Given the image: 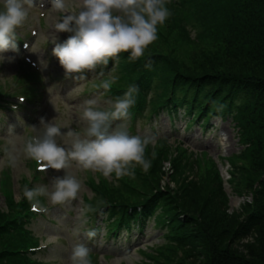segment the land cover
Here are the masks:
<instances>
[{"label":"trees","instance_id":"16d2710c","mask_svg":"<svg viewBox=\"0 0 264 264\" xmlns=\"http://www.w3.org/2000/svg\"><path fill=\"white\" fill-rule=\"evenodd\" d=\"M170 2L172 21L168 26L181 27V23H187L196 32V42L200 41L203 45L210 42L213 46L203 53V59L193 73L185 71L182 62L176 57L171 58L168 53L166 57H142V65L149 61L156 64V94L151 104L155 106L170 102L169 95L173 88L176 91L174 100L186 104L190 111L199 108L203 114L215 112L214 106L217 104L221 114L233 117L243 149L239 154L228 157L230 165L236 168L230 171V182L236 181L237 191L246 189L250 192L252 199L245 207L248 212L246 217H239L241 223L234 231L228 227L222 228V220L207 225L204 217L190 214L181 206L182 202L187 191L195 187L200 189L203 181L198 178L197 172L194 177L190 170L187 171V164L178 166L176 161H183V158L176 157L171 162L173 172L167 174V179L176 182V188L171 189L169 184L167 188L162 187L160 180L166 176L164 161L168 160L163 152L157 155L149 171L145 172L140 165L132 168L133 173L139 175L138 183L116 179L118 183H124L123 189L131 197L123 194L122 187L112 194V188L109 193L102 183H90L94 196L91 201L87 199L88 213L98 207H107V201H111L117 206L108 211L116 213L124 208L126 217H134L138 205L142 204L145 216L153 217L155 223L165 231L164 243L157 246L155 251H150L145 264H172V251L177 248L187 251L190 261L175 264H264V0ZM122 54V70L127 69V74L125 72L124 77H118V88L129 87L138 80L144 81L146 76L139 74V60L130 59L129 53ZM219 60L229 62V66L217 62ZM178 91L183 95L178 97ZM205 103L209 106L203 107ZM163 142L167 144L166 140ZM189 167L194 171L193 164ZM205 179L203 184H217L213 192L224 195L222 180L215 171L206 175ZM104 182L109 183L106 179ZM5 217L6 214L0 211V222ZM191 224H194L192 229ZM219 225L221 230L217 231ZM2 231L0 228V233ZM6 241L0 236V243ZM232 246L244 247L245 253H239ZM231 256L236 257V261H230ZM18 257L11 256L0 247V264L20 263ZM202 257H206L205 263H201L204 260Z\"/></svg>","mask_w":264,"mask_h":264},{"label":"rangeland","instance_id":"374dc122","mask_svg":"<svg viewBox=\"0 0 264 264\" xmlns=\"http://www.w3.org/2000/svg\"><path fill=\"white\" fill-rule=\"evenodd\" d=\"M0 3H3V0H0ZM30 11L32 18L30 22L26 24V28L31 24L32 19L40 22L41 27L34 42L37 38L38 39L36 43H33L32 45L34 50L32 51V55L42 66L44 76H48L50 79V82L48 83L49 95L46 102L47 110L44 111L43 114H40V112L38 113L39 123L35 127L39 129L40 120L41 118H44L46 122L55 119V123L61 126L62 132H66L68 128L72 129L73 126L85 128L87 125L82 119V112L85 106L84 101L95 98L99 102V107L103 110L104 108L108 109L111 106L109 102L112 101V98L104 95L103 92L94 93L91 97L86 98L84 91L85 89L92 88L93 84L86 86L84 84H70L68 82L64 86V89H61V80H63L62 77L66 76L65 70L60 65L59 61L55 63V66L49 64L48 59L50 58V54L54 48V46H52L54 44L52 41L55 39L57 43H61L67 36L66 32L58 33L54 28L55 24L62 18L63 13L51 9L47 17L40 20L38 15L34 13L35 11L33 9H30ZM170 16L166 20L167 24L164 22L162 25H157V39L147 47L143 56H147L151 51L164 50L168 52L171 58H178V60L182 62V66L185 68V71L193 73L197 71L196 69L200 64V61L203 59V53L211 49L213 45L210 42H206L205 45L201 44L200 41L196 42L193 34L192 37H186V35L182 32L181 27L174 25V28H170V26H168L172 21ZM2 56L5 58V55ZM12 58L14 59H12L11 62H9L8 59L0 61V76H2L1 82H11L12 79L16 77V73L20 68V63L18 62L19 58H15V56ZM217 62H221L222 64L229 66V62L225 60H219ZM112 75L116 76V72L114 70L112 71ZM117 83L119 84V82ZM11 115L14 116L9 115L7 119L4 120L5 129L0 127V177L2 176V170L5 169L10 172V180L12 183L11 187L14 190L8 189V191L10 192L11 197L14 196V199H19L21 198V187L26 183L31 172L29 164L30 159H27L22 152L23 141L27 138L29 132L21 127V124L19 123L24 119L22 116L18 117L15 114ZM213 122L217 125V127L214 131H211L212 133L209 136H203L204 138L207 137L203 143H201L203 139H200L202 134L198 130L200 136L199 141L185 140L183 136H177V139L174 140L173 137V139L167 141L168 146L165 142H155L153 144H149L145 150V158L151 161L152 164V162L157 158V155L164 152L163 154L168 160L164 161L163 169L166 171V176L162 177L160 184L162 187L166 188L167 184H169V187L173 190L176 188V182L174 180L171 181V178H167L168 175L173 172L171 169V162L176 157L183 158V161L180 159L176 161V163L179 164L178 166L184 167L183 165L187 164V171L190 170L194 177L198 174V178H200L203 182L206 181V175H210L212 171H215L222 180L223 190L225 191L224 195L213 192L216 190L217 184L214 183L209 186L208 184H203L202 182L200 189L195 187L187 191V196L181 206L189 211L190 214L195 215V217H204V223L206 222L205 224H212L213 221L222 220L224 223L222 224V228L228 227L234 231L237 225L241 223V220L239 222V217H246V213L248 211H246L245 207L249 204L251 195L246 189H244L243 192L237 191L235 186L236 181L230 182V171L236 170V168L234 166L232 167L228 160H224V158H228L224 156L240 153L243 146L239 141L238 131L232 117L227 116V119L224 120L221 117H217ZM7 126L13 130V133L15 134L14 137H9V129L6 130ZM125 130L128 131L126 126ZM137 130L141 131L142 134L145 132V129H140L139 125H137ZM225 130L228 131L229 134H226ZM58 142L64 144L65 140L58 138ZM13 143L15 144V154L17 155V164L15 167L7 165L6 157V149L11 150ZM164 159L165 157L162 158L161 161ZM186 161L189 162L186 163ZM242 163H244V161ZM191 164L194 165V171H192L189 167ZM137 167H139V165L133 164L129 167V171L133 173L134 170H132V168ZM67 171L74 174L77 179L81 181L82 188L78 193L76 200L62 204V207L55 212V215L57 218H60L61 221L59 222V226L49 227L45 224H40L43 226L41 234L48 233V238L45 241L53 242L54 245L52 249H49L40 255L39 262L41 263L39 264H71L70 256L75 245L84 244L90 249L88 246V239L90 238L86 235V233L88 228L94 231L96 223H89V226H87L89 205L86 197L93 196L94 192L87 181L88 173L85 174L84 169L78 167L75 161L72 162L71 168ZM147 171H149V169ZM89 174L91 177L96 179V183H102L104 188L109 193L111 192V188L113 194L122 187L124 195H131L130 193H126L123 189V182L119 181V185L116 180L117 178L115 177V173H113L109 178H105L99 172H93L90 170ZM64 175L65 170H56L48 184L49 188L54 177H62ZM244 175L245 174H243V176ZM138 176L139 175H137V173H133L132 175H126L121 178L131 181L132 183H138V181H140ZM4 177L5 175H3L2 179H4ZM254 177L255 175H253V178ZM101 178L104 179V181L107 179L109 183L99 180ZM121 178H119V180ZM110 185L113 186L111 187ZM6 194L3 195L0 191V211H3L4 214L10 212V204L8 202H11V199L10 197H6ZM44 202L45 204H51L47 197ZM217 223L218 222L215 224ZM146 226L145 230L147 234L145 236L138 230H133L129 233H122L119 245L115 246V252L111 250L114 248V245H112V241L108 239L107 236L102 241H100L98 236L93 237L95 238L94 249H96L98 255L97 257H92L95 260L89 257L91 264H145V262L148 261L147 258L150 251L154 250L165 241L163 236L164 231L161 229V226L155 225L153 218H150V223ZM190 227L192 229L194 224H191ZM220 227V225L217 226V231L221 230ZM125 237H130L132 239L129 241L131 246H129V243L125 241ZM7 241L10 240L8 239ZM226 242L229 243V240ZM0 247L3 249L5 245L1 242ZM232 247L236 248L239 253H245L244 247ZM104 248L108 249L104 250ZM98 250L102 251L100 252ZM108 252L113 253L114 256L111 258L107 257L109 256L107 254ZM187 255V251H182L180 248L173 250L171 256L173 261L172 264L180 261L188 262L189 259H187ZM202 258L204 260L201 261V263H205L206 257ZM236 259V257H230V261H236Z\"/></svg>","mask_w":264,"mask_h":264},{"label":"clouds","instance_id":"9594fccd","mask_svg":"<svg viewBox=\"0 0 264 264\" xmlns=\"http://www.w3.org/2000/svg\"><path fill=\"white\" fill-rule=\"evenodd\" d=\"M34 7L33 0H3L0 10V53L9 50L18 51L17 29L29 18ZM63 13L54 26L56 32L72 33L64 42L54 39L52 54L58 58L65 74L76 80H85L86 71L97 66H107L109 60L120 53H129V58H141L147 47L157 39V25H162L171 15L166 0H52V8ZM9 57V62L12 61ZM4 57L0 56V61ZM151 68V62L145 64ZM104 76L101 71L98 77ZM117 77L109 76L99 85L105 91L111 89ZM137 85H130L123 97L110 101L111 107L102 110L97 99L84 101L82 119L86 122L83 133L68 128L62 132L55 119L40 120V128L31 127L34 135L23 141L22 152L27 159L36 162L37 171L47 169L65 170L62 177H54L51 185L25 187L23 196L31 203L33 211L46 212L40 197H47L52 204H65L76 200L82 183L71 172L72 162L77 166L101 173L109 178L115 173L117 179L132 175L129 167L140 165L145 171L151 167V161L145 158L149 144L155 143V136L130 135L123 123L112 128L114 121H125L130 108L135 104ZM111 129V130H110ZM9 129V137H14ZM58 138L65 140L64 144ZM15 144L6 149L7 165L15 167L17 155ZM91 239L96 232L87 231ZM90 249L77 244L72 249L71 264H91Z\"/></svg>","mask_w":264,"mask_h":264},{"label":"bare ground","instance_id":"6f19581e","mask_svg":"<svg viewBox=\"0 0 264 264\" xmlns=\"http://www.w3.org/2000/svg\"><path fill=\"white\" fill-rule=\"evenodd\" d=\"M226 131V130H225ZM226 134H229L228 131H226Z\"/></svg>","mask_w":264,"mask_h":264}]
</instances>
